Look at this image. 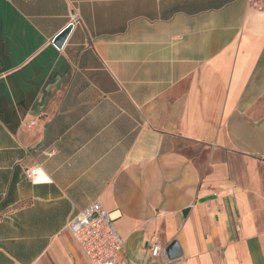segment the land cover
Masks as SVG:
<instances>
[{
  "label": "crops",
  "instance_id": "0c3cea01",
  "mask_svg": "<svg viewBox=\"0 0 264 264\" xmlns=\"http://www.w3.org/2000/svg\"><path fill=\"white\" fill-rule=\"evenodd\" d=\"M91 203L129 264H264V0H0V264H89Z\"/></svg>",
  "mask_w": 264,
  "mask_h": 264
},
{
  "label": "built area",
  "instance_id": "2783aa9c",
  "mask_svg": "<svg viewBox=\"0 0 264 264\" xmlns=\"http://www.w3.org/2000/svg\"><path fill=\"white\" fill-rule=\"evenodd\" d=\"M33 125L34 121H30L27 128ZM25 176L35 185L50 181L39 166L28 169ZM115 220L113 213L99 203H91L68 221L67 228L89 264H129L123 255L124 240L117 231ZM149 251L156 257L162 248L154 243Z\"/></svg>",
  "mask_w": 264,
  "mask_h": 264
},
{
  "label": "water",
  "instance_id": "95a60500",
  "mask_svg": "<svg viewBox=\"0 0 264 264\" xmlns=\"http://www.w3.org/2000/svg\"><path fill=\"white\" fill-rule=\"evenodd\" d=\"M71 25L55 37L53 44L57 48H61L70 32ZM164 253L169 260L177 259L181 256V251L176 241H172L164 250Z\"/></svg>",
  "mask_w": 264,
  "mask_h": 264
},
{
  "label": "rangeland",
  "instance_id": "374dc122",
  "mask_svg": "<svg viewBox=\"0 0 264 264\" xmlns=\"http://www.w3.org/2000/svg\"><path fill=\"white\" fill-rule=\"evenodd\" d=\"M190 154H191V156L196 155V159H197L198 163L200 164L201 167H203V165H204V163H205V161L207 159V154H208L206 152V150L205 149H195L194 152L191 151ZM218 160L224 162V156L218 157Z\"/></svg>",
  "mask_w": 264,
  "mask_h": 264
}]
</instances>
